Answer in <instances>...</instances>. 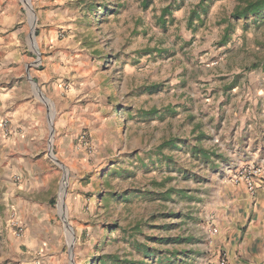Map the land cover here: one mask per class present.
I'll use <instances>...</instances> for the list:
<instances>
[{"label": "rangeland", "instance_id": "rangeland-1", "mask_svg": "<svg viewBox=\"0 0 264 264\" xmlns=\"http://www.w3.org/2000/svg\"><path fill=\"white\" fill-rule=\"evenodd\" d=\"M7 10L0 86L30 103L0 110V264H173L181 234L203 235L212 173L263 172L264 0Z\"/></svg>", "mask_w": 264, "mask_h": 264}, {"label": "crops", "instance_id": "crops-1", "mask_svg": "<svg viewBox=\"0 0 264 264\" xmlns=\"http://www.w3.org/2000/svg\"><path fill=\"white\" fill-rule=\"evenodd\" d=\"M7 2L8 0H0V52H5L0 61V70L2 66L6 68L0 78L8 77L16 69L15 66L7 68L11 61L10 43L5 41L2 32L9 24ZM17 93L16 85L5 88L0 86V110L3 108L10 115L20 112L26 116L28 109L23 107L30 102L19 99ZM37 112L39 117L40 110ZM24 137L15 144L20 150L29 146L27 137ZM29 156L32 157L27 159L25 154H21L18 158L25 161L24 167L39 154ZM231 167L223 166L212 173L210 187L213 197L207 206L201 207L199 214L203 235L198 239L181 234L177 241L178 254L173 264H221L223 259L225 264H264V169L258 177L243 175L233 182L229 179L232 175ZM212 227L216 230L211 231Z\"/></svg>", "mask_w": 264, "mask_h": 264}, {"label": "built area", "instance_id": "built-area-1", "mask_svg": "<svg viewBox=\"0 0 264 264\" xmlns=\"http://www.w3.org/2000/svg\"><path fill=\"white\" fill-rule=\"evenodd\" d=\"M3 125H4V122H3ZM261 172H262V171H261V168H253V169L251 170V172H249L248 175H245V177H249L250 175L253 176V177H258V176L261 175ZM242 176H243V175H242ZM242 176H241V177H242ZM237 180H238V179H237ZM235 181H236V180H235ZM12 224L15 226V227H14V232H15V234L18 235V236L22 235V233H23L22 223H20V222L18 221L17 218H14ZM215 230H216L215 227H212V228H211V231H215ZM225 263H226V262H225V260L223 259V260L221 261V264H225Z\"/></svg>", "mask_w": 264, "mask_h": 264}, {"label": "water", "instance_id": "water-1", "mask_svg": "<svg viewBox=\"0 0 264 264\" xmlns=\"http://www.w3.org/2000/svg\"><path fill=\"white\" fill-rule=\"evenodd\" d=\"M37 54H38V52H37ZM31 81H32V83L33 84H35V81L33 80V79H31ZM38 89V88H37ZM41 94V93H40ZM41 98L44 100V101H46L47 102V98H45L42 94H41ZM49 101V100H48ZM50 128H51V133H52V127H51V123H50ZM52 135V134H51ZM49 148H50V155L53 157V158H55L54 157V155H53V153H52V151H51V140H50V142H49Z\"/></svg>", "mask_w": 264, "mask_h": 264}, {"label": "bare ground", "instance_id": "bare-ground-1", "mask_svg": "<svg viewBox=\"0 0 264 264\" xmlns=\"http://www.w3.org/2000/svg\"><path fill=\"white\" fill-rule=\"evenodd\" d=\"M63 185H65V181L63 182ZM63 192H64V187H62L61 189V196L63 195ZM63 208V205H61V209Z\"/></svg>", "mask_w": 264, "mask_h": 264}, {"label": "trees", "instance_id": "trees-1", "mask_svg": "<svg viewBox=\"0 0 264 264\" xmlns=\"http://www.w3.org/2000/svg\"><path fill=\"white\" fill-rule=\"evenodd\" d=\"M245 13V12H244ZM204 153V152H203Z\"/></svg>", "mask_w": 264, "mask_h": 264}]
</instances>
